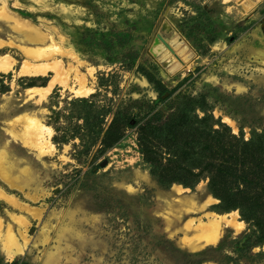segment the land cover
Returning <instances> with one entry per match:
<instances>
[{
	"label": "rangeland",
	"instance_id": "1",
	"mask_svg": "<svg viewBox=\"0 0 264 264\" xmlns=\"http://www.w3.org/2000/svg\"><path fill=\"white\" fill-rule=\"evenodd\" d=\"M7 10L60 44L65 38L94 91L76 96L72 79L31 97L28 88L47 86L54 73L22 74L19 47L0 48V57L14 59L0 72V190L10 197H0V264H264V237L239 210L221 209L208 179L164 185L139 145L142 130L162 135L166 128L154 127L180 106L193 108L194 98L216 128L225 124L246 140L262 134L264 167V0H0V40L21 43ZM157 33L179 35L192 53L188 61L169 53L166 62L183 65L174 73L149 53ZM32 117L53 132L45 131L44 151L28 135ZM189 138L177 136L175 148ZM160 152L169 164L168 150ZM234 211L241 230L227 222ZM215 217L226 224L205 244L199 225ZM9 226L27 243L14 256L5 245Z\"/></svg>",
	"mask_w": 264,
	"mask_h": 264
},
{
	"label": "trees",
	"instance_id": "2",
	"mask_svg": "<svg viewBox=\"0 0 264 264\" xmlns=\"http://www.w3.org/2000/svg\"><path fill=\"white\" fill-rule=\"evenodd\" d=\"M159 92L162 97L168 90ZM190 99L196 103L193 102V108L178 106L169 121L154 127L162 131L166 128L162 135L141 131L139 145L152 174L164 185L177 182L193 187L202 178L208 179L210 192L220 200L221 209L239 210L243 219L264 237V167L258 156L262 134L246 140L233 134L225 124L216 128L215 123L209 122L214 117L208 114L204 100ZM198 110L204 115L200 116ZM175 121L180 123L179 127L174 126ZM102 131L100 128L99 134ZM184 134L190 138L176 149V137ZM161 148L168 150L169 164L163 162Z\"/></svg>",
	"mask_w": 264,
	"mask_h": 264
},
{
	"label": "bare ground",
	"instance_id": "3",
	"mask_svg": "<svg viewBox=\"0 0 264 264\" xmlns=\"http://www.w3.org/2000/svg\"><path fill=\"white\" fill-rule=\"evenodd\" d=\"M5 16L8 20H11L14 22L15 24L14 31L18 33V38H19L18 40H20V42L23 44L17 43L14 40H9V41L0 40V48L5 45L19 47L23 55L26 57V60L24 61L20 69L22 74L46 75L50 71L54 73L53 77H51L50 81L47 83V86H43V87L33 86V87L28 88L27 91L31 97L35 95L37 96L39 95L40 97H43L47 93H49L51 89L57 83L67 86L70 81L72 82V79L76 82V85L71 86L70 89H71V92H73L76 96H87L94 91L93 88L88 84L89 81L87 82V80L89 79H87L86 74L81 73L78 67V66L85 65V60L82 58L79 52L75 51L74 49L70 47V45L67 44V40L65 38L63 37L61 38V44H60L56 41L55 37L50 32V30L48 32H44L39 27L34 25L33 23L20 18L19 16L13 14L12 12L8 10L6 11ZM161 48L162 47H159L157 49L156 47L155 48L156 52L160 50ZM179 53L181 54V56L185 54V57L188 55V54L186 55L185 49H180ZM54 54L55 55L58 54L60 56H66L68 58H71L72 60L77 61V64L79 65L77 66L70 65L69 67H66L64 66V62L61 60L62 58L59 59L57 56H53ZM12 65L14 66V59H12V57L10 56L0 57V72L9 71V69L12 68ZM87 70L89 72H93L95 68L88 65ZM33 118L34 117L28 120L27 129H29L30 133H32L28 135H31L30 139H35V143L37 144V146L43 150V148L46 147V144L47 145L49 144V138L45 137L46 129H48L50 135L53 132L51 130V127L45 126L42 123H40L41 122L40 120H37L36 118L33 119ZM225 120L227 122L230 121L228 117H226ZM4 171H5V167L3 166L2 163H0V173H3ZM0 197H3L7 200L10 199L9 195L4 193V191L2 190H0ZM236 214L238 215V212L234 211L230 215H228V217H232V220L227 221V222L235 226L237 229H240L241 224L243 222L242 223L236 222V218L234 217ZM224 219L225 217L221 219L215 217L209 222V224L205 223V224L199 225V228L201 227L200 229H202V234L199 237L200 239L199 238L198 239L205 244L216 242L220 238V235L222 233L221 231H222ZM207 225L209 226L207 227ZM19 232L21 233L23 237H25V233L23 231H19ZM14 234L15 233H13L12 227L9 226L5 234V240H6L5 245H7L10 255H13V256L19 253H22L25 250L26 244H27L26 242L24 243V245L18 244V242L15 239ZM196 243H199V242H196ZM189 245L195 246V244H193L192 242H189Z\"/></svg>",
	"mask_w": 264,
	"mask_h": 264
},
{
	"label": "water",
	"instance_id": "4",
	"mask_svg": "<svg viewBox=\"0 0 264 264\" xmlns=\"http://www.w3.org/2000/svg\"><path fill=\"white\" fill-rule=\"evenodd\" d=\"M156 47L157 49L159 47H162V48L156 52V49H155ZM188 48L189 47L184 41V39L180 37L179 35H176L172 39L167 40L162 34L157 33L156 38L154 39V41L152 42L150 46L149 53L155 59L159 58L160 60H164L169 55V53H176V51L179 52L180 49H185V51H187ZM190 57H192V53H189L186 57H184V60L188 61L190 60ZM156 60L157 62H159L158 59ZM174 61H175V58H170L168 62H166V60H164L163 62L165 67H168L171 64L169 68L170 73H174L175 71H177L183 66L182 62L180 61L174 62Z\"/></svg>",
	"mask_w": 264,
	"mask_h": 264
}]
</instances>
